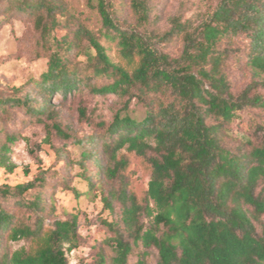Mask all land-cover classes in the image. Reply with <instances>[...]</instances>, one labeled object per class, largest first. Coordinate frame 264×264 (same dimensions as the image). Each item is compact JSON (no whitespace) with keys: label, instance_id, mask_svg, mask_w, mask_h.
Returning <instances> with one entry per match:
<instances>
[{"label":"trees","instance_id":"16d2710c","mask_svg":"<svg viewBox=\"0 0 264 264\" xmlns=\"http://www.w3.org/2000/svg\"><path fill=\"white\" fill-rule=\"evenodd\" d=\"M88 1L101 17L99 34L79 25L71 38L55 36L46 69L31 81L36 92L0 96V110L20 107L44 123L48 134L68 139L54 96L67 100L87 90L123 98L109 123H96L100 132L76 140L90 188L96 178L116 182L102 197L110 210L114 201L122 205L119 220H105L113 233L110 264H147L151 248L157 250V264H264V121L256 126V140L245 142L248 148L225 142L227 125L240 110L264 112V0H217L197 19L172 17L164 33L149 29L150 0ZM121 3L130 8L132 22L123 17ZM20 5L34 16L43 43L49 41L61 0ZM101 36L116 43L117 62ZM175 37L182 40L180 55L158 47ZM239 39L246 40L245 59L254 74L235 95L225 67ZM83 41L88 50L81 66L71 54ZM133 98L146 108L141 119L127 112ZM79 114L85 118L86 108L80 106ZM14 140L6 135L0 145V166L9 172L16 167L10 156ZM133 157L150 174L144 194L132 189L128 177ZM43 182L37 175L15 186L0 185V264H71L68 253L80 245L78 216L48 221L40 193L25 196ZM12 198L34 220L7 209ZM21 240L28 245L8 248ZM139 247L137 261L130 263ZM102 263L104 256L96 262Z\"/></svg>","mask_w":264,"mask_h":264},{"label":"rangeland","instance_id":"374dc122","mask_svg":"<svg viewBox=\"0 0 264 264\" xmlns=\"http://www.w3.org/2000/svg\"><path fill=\"white\" fill-rule=\"evenodd\" d=\"M21 2L22 0H0V96L21 95L30 88L31 81L40 77L47 67L49 54L56 47L55 36L71 38L79 25L99 34L102 26L97 9L88 0H61L60 9L55 15V29L49 41L43 43L34 16L21 9ZM216 2L217 0H150L152 22L149 29L164 33L170 29L172 17L197 19L203 12L214 7ZM119 6L123 17L132 22L130 8L122 3ZM101 42L112 60L117 62L119 57L116 43L102 36ZM87 45L86 41L81 42V47H77L71 54L73 63L85 65ZM245 46L246 40L239 39L238 44L230 48L231 57L225 67L231 91L235 95L251 81L254 74L246 63ZM158 47L172 56H178L182 51V40L171 38L158 44ZM91 52L94 54V50ZM17 87L21 88L18 90ZM30 89L36 92L34 88ZM52 100L59 111L58 122L71 135L68 139L55 132L48 134L44 123L36 121L20 107L0 110V145L5 141L6 135L15 137L10 156L16 165L13 172L0 166V185L15 186L37 175H43L44 182L25 196L31 199L40 193L48 221L70 218L74 214L78 216L80 245L68 253L71 264H96L102 256L106 259V263L102 264H110L115 253L108 238L113 233L105 225V220H119L122 205L120 201H114V209L110 210L105 207L102 197L103 190L115 187L116 182L106 177L101 181L96 178L98 181L94 188H90L82 176L85 169L79 164L82 151L76 140L100 132L96 123L102 120L109 123L124 100L116 94H93L87 90L78 91L67 100H62L60 96H54ZM80 106L87 110L85 118L80 117ZM127 112L141 119L146 114V108L137 98H133ZM263 121L264 112L260 109L240 110L238 116L227 125L226 144L232 148L246 144L248 148L249 144L245 142L249 138L256 140V126ZM104 162H107V158ZM91 168L88 165L86 170L90 171ZM128 177L132 189L138 194H144L150 174L142 167L138 157H133ZM14 200L12 198L6 201L5 207L20 218L34 220V214L18 206ZM144 220L148 221L147 218ZM24 245H28L26 240L7 244L11 251ZM141 250L142 247H139L134 251L130 263L137 261ZM147 264H157L156 249H149Z\"/></svg>","mask_w":264,"mask_h":264}]
</instances>
